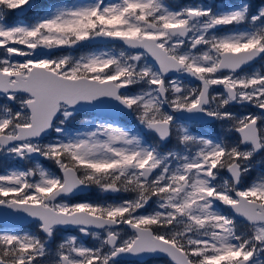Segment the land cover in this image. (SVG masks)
<instances>
[{
    "label": "snow or ice",
    "instance_id": "obj_1",
    "mask_svg": "<svg viewBox=\"0 0 264 264\" xmlns=\"http://www.w3.org/2000/svg\"><path fill=\"white\" fill-rule=\"evenodd\" d=\"M261 60L264 0H0V264H264Z\"/></svg>",
    "mask_w": 264,
    "mask_h": 264
},
{
    "label": "flooded vegetation",
    "instance_id": "obj_2",
    "mask_svg": "<svg viewBox=\"0 0 264 264\" xmlns=\"http://www.w3.org/2000/svg\"><path fill=\"white\" fill-rule=\"evenodd\" d=\"M59 2H65V1H59ZM173 3L175 4H182V3H188L191 2V0H172ZM196 2H203V3H208L210 5H213L214 10L216 8V5H221L222 7L226 4V3H231L234 2V0H196ZM248 2H250L251 4H253L254 6H258L261 3V0H248ZM67 3V2H65ZM221 7V8H222ZM35 10L32 11H26L25 13H20L17 11H11L8 15V22H15L17 20H24V21H30L32 19L33 16V12ZM227 29H221V31H226ZM105 46V44H89L86 43L83 47L80 48H76L75 50H65V52H76L79 49H84V50H91V49H99V48H103ZM113 45L112 43H108L107 47L111 48ZM116 47L119 48L121 47L120 44H116ZM59 52H53L52 55L54 56L55 54H58ZM264 62V60L261 61H257L256 63V67H260V65H262V63ZM219 90V89H218ZM233 111H241L243 108H239L236 106H233ZM96 115L93 112H87V111H82L77 113V115L73 118L72 120V124H79L82 120H92ZM46 167L51 168L52 170H56L55 166L48 161H41ZM8 164H11L12 166H26L27 162H7ZM0 170H2V168H0ZM91 198L93 200L96 199H103L104 198V194L100 193L98 189L93 188L90 191L85 192L82 195H76L73 196L72 199L73 201L75 200H79V199H88ZM25 226L34 229L35 225L31 224V223H27ZM69 234H76L79 235L74 229L69 228L67 231H64L62 233H60L59 235H69ZM58 242V240H53L52 242V246L54 247L55 244ZM87 243H92V239L89 237L87 238V240L85 241ZM264 258V257H262ZM118 260V264H167L166 260L164 259H154V260H148L147 258L144 260H139L137 258H131V259H123V258H117Z\"/></svg>",
    "mask_w": 264,
    "mask_h": 264
},
{
    "label": "water",
    "instance_id": "obj_3",
    "mask_svg": "<svg viewBox=\"0 0 264 264\" xmlns=\"http://www.w3.org/2000/svg\"><path fill=\"white\" fill-rule=\"evenodd\" d=\"M108 43H111V42H108L106 40H98V41H95V42H91L89 44H108ZM53 52H56V51H53ZM52 52V53H53ZM85 111L87 112H93L95 115L97 114V110L95 109H86ZM27 223H30L28 220H18L14 217H8L7 218V227H14V226H17V225H26ZM119 258H123V259H131V258H135V257H128V256H124V257H119ZM139 260H144L146 258H137Z\"/></svg>",
    "mask_w": 264,
    "mask_h": 264
},
{
    "label": "rangeland",
    "instance_id": "obj_4",
    "mask_svg": "<svg viewBox=\"0 0 264 264\" xmlns=\"http://www.w3.org/2000/svg\"><path fill=\"white\" fill-rule=\"evenodd\" d=\"M61 3H65V2H61ZM70 3V2H69ZM67 4V3H66ZM216 7H222L221 5H216ZM102 48H99V49H96V50H101ZM95 49H91V50H84V49H79L78 51L76 52H72V51H69V52H66L67 54H71V55H80V54H83V53H86V52H89V51H94ZM62 53H58V54H55V55H60ZM54 55V56H55ZM262 65H264V62L262 63ZM260 65V67L262 66ZM259 68V67H257ZM243 111H257L256 109H253V108H243L240 112H243ZM239 112V111H237ZM131 119V118H129ZM206 131H208L209 129L205 128ZM216 131H221V128L219 125L216 126ZM8 162H13L11 160H9ZM15 167H18V166H15Z\"/></svg>",
    "mask_w": 264,
    "mask_h": 264
},
{
    "label": "trees",
    "instance_id": "obj_5",
    "mask_svg": "<svg viewBox=\"0 0 264 264\" xmlns=\"http://www.w3.org/2000/svg\"><path fill=\"white\" fill-rule=\"evenodd\" d=\"M59 1H65V2H67V3H72V2H74V0H59ZM230 110H232L233 111V108H231ZM256 160H257V162H259V160H260V157L258 156L257 158H256ZM253 175H255V172L253 173Z\"/></svg>",
    "mask_w": 264,
    "mask_h": 264
}]
</instances>
